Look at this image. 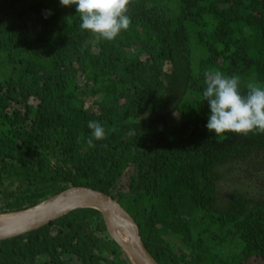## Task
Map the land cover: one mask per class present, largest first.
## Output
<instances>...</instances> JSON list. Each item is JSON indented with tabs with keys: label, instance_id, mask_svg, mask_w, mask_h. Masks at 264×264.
Segmentation results:
<instances>
[{
	"label": "trees",
	"instance_id": "16d2710c",
	"mask_svg": "<svg viewBox=\"0 0 264 264\" xmlns=\"http://www.w3.org/2000/svg\"><path fill=\"white\" fill-rule=\"evenodd\" d=\"M127 15L106 41L75 5L0 0V215L84 186L159 264H264V133L210 135L202 96L214 71L242 95L264 86V0H130ZM89 121L106 132L94 148ZM234 170L258 188L227 190ZM0 264L132 263L83 208L0 241Z\"/></svg>",
	"mask_w": 264,
	"mask_h": 264
},
{
	"label": "clouds",
	"instance_id": "9594fccd",
	"mask_svg": "<svg viewBox=\"0 0 264 264\" xmlns=\"http://www.w3.org/2000/svg\"><path fill=\"white\" fill-rule=\"evenodd\" d=\"M59 3L65 7L75 5L80 28L106 41L115 40L131 24L127 15L130 0H59ZM205 85L202 96L210 109L206 124L210 135L264 133V86L250 83L247 95H242L239 78L220 71L206 74ZM88 128L91 130L88 145L94 148V140L104 139L106 132L98 121H89Z\"/></svg>",
	"mask_w": 264,
	"mask_h": 264
},
{
	"label": "water",
	"instance_id": "95a60500",
	"mask_svg": "<svg viewBox=\"0 0 264 264\" xmlns=\"http://www.w3.org/2000/svg\"><path fill=\"white\" fill-rule=\"evenodd\" d=\"M34 208L38 210L31 212V208L17 212L23 215L1 224L0 241L38 230L72 211L93 208L102 213L111 238L124 250L132 264H136L132 256L138 264H159L147 249L135 219L118 201L104 192L73 186ZM121 227L125 229L127 239L116 233Z\"/></svg>",
	"mask_w": 264,
	"mask_h": 264
},
{
	"label": "rangeland",
	"instance_id": "374dc122",
	"mask_svg": "<svg viewBox=\"0 0 264 264\" xmlns=\"http://www.w3.org/2000/svg\"><path fill=\"white\" fill-rule=\"evenodd\" d=\"M233 176H235L233 179H234V181H232V183L234 184H232L231 182H229V186L227 185V184H225L224 186H225V188L227 189V190H231V189H242V188H244V187H246V188H248V189H255L256 190V188H258V185L260 184L259 183V180L258 179H256L255 177V179H253V178H248V179H246V178H242L241 177V175H240V172H239V170H234L233 171ZM234 186V187H233ZM127 255V254H126ZM130 259V258H129ZM131 261V260H130ZM131 263H132V261H131Z\"/></svg>",
	"mask_w": 264,
	"mask_h": 264
},
{
	"label": "bare ground",
	"instance_id": "6f19581e",
	"mask_svg": "<svg viewBox=\"0 0 264 264\" xmlns=\"http://www.w3.org/2000/svg\"><path fill=\"white\" fill-rule=\"evenodd\" d=\"M37 208L39 209V207H37ZM38 209L33 208V210H31V212H34V211H36V210H38ZM21 215H23V213H19V214H18V213H10V214L0 215V225H1V224H4V223H6V222H8V221H10V220H13V219H15V218H18V217L21 216ZM116 233L118 234V236H121V238H125V239H127L126 231H125V229H124L123 227L119 228V229L116 231ZM132 259H133V261H134L136 264H138V263H137V260L135 259L134 256H132Z\"/></svg>",
	"mask_w": 264,
	"mask_h": 264
}]
</instances>
